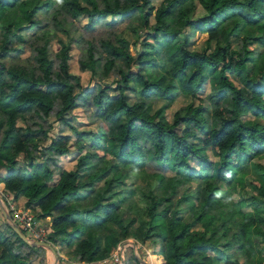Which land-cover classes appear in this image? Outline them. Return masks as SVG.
Instances as JSON below:
<instances>
[{"label":"trees","instance_id":"trees-1","mask_svg":"<svg viewBox=\"0 0 264 264\" xmlns=\"http://www.w3.org/2000/svg\"><path fill=\"white\" fill-rule=\"evenodd\" d=\"M153 1L0 0V18L4 8L14 5L0 30V183L13 203L24 197V207L34 209L38 219L49 217L47 241L71 248L69 256L79 262L111 254L120 240L133 236L141 243L157 244L153 253L162 255L165 264H264L255 261L258 254L264 255V163L256 162L259 171L252 167L255 176L248 175L244 164L264 156V70L258 71L264 55V0H161L156 6ZM20 2H32L33 7L22 11ZM196 3L204 11L198 18L191 15ZM78 14L87 18L83 26L74 22ZM108 15L126 20L136 39L145 28L136 55L129 50L125 31L105 30L93 37L83 30L108 24ZM16 20L21 24L12 32L10 24ZM69 29L81 35L66 42L60 39L59 50L50 57L49 43L56 31ZM250 29L255 30L252 48L247 47ZM196 32L205 33L203 45L188 48ZM239 41L242 47L235 49L232 44ZM73 42L82 43L81 71L90 70L103 80L119 60L126 70L119 71V95L100 88L94 98L106 124L90 144L97 150L88 149L74 168L63 169L60 159L69 152L70 136L52 138L44 149L52 154L42 158L39 134L46 132L43 125L35 129L31 122L34 115L53 111L62 119L78 106L80 76L69 73L67 62ZM163 44L169 45L172 64L158 77H148L144 71L156 61L152 63L147 53L161 54ZM26 47L30 63L5 64L2 58ZM237 76L242 85L233 81ZM131 78L139 80L142 89L140 94L133 91L135 99L128 103L123 91L131 89ZM208 80L215 83L209 96L212 104L180 106L171 121L160 114L178 96L201 100L197 93ZM157 100L163 106L150 113L148 106ZM247 114L254 118H245ZM18 119L27 124L19 125ZM102 140L110 141L111 160L98 152ZM145 161L156 169V186L127 182L140 176ZM165 166L174 171L169 176L174 183L164 193L171 182ZM110 170L113 174H105ZM124 180L127 186L117 190L115 183ZM181 180L196 185L176 198ZM237 185L254 187L259 195H240ZM134 191H139L141 203L130 198ZM44 250L29 245L0 221V264H33L32 255Z\"/></svg>","mask_w":264,"mask_h":264},{"label":"rangeland","instance_id":"rangeland-1","mask_svg":"<svg viewBox=\"0 0 264 264\" xmlns=\"http://www.w3.org/2000/svg\"><path fill=\"white\" fill-rule=\"evenodd\" d=\"M161 0H154L153 3L154 5H158V3ZM196 7L194 9V11L192 12V17L194 18H198L201 17L204 14L203 9L201 8V6L196 3ZM20 9L22 11H25L28 7L32 8L33 7V3L32 2H28V3H23L20 2L19 4ZM14 9V5L12 6H7L6 8H4L2 10V16L0 18V30H2L4 28L5 25V21L7 20V15H11L12 11ZM176 11H174V15H176ZM47 18H50V15L47 16ZM108 24H105L103 22L97 24L93 29H90L91 31H86L85 29H83L86 33L91 32V36L95 37L97 36L98 33H102L104 34L105 30L108 31H113V32H120L122 33L123 31H125V36L128 38V40H130V45H129V50L133 55H136L138 53V51L142 48L141 47V39L142 35L145 34L144 31V27H142L138 33L140 34L139 39H136V35H132L129 33V26L128 23H126V20H122L120 19L118 16H113V15H108L106 17ZM74 22L76 24H79L80 26H83L86 22H87V18L84 16V14H78L75 16L74 18ZM44 23V22H42ZM41 23V24H42ZM18 24H21V21H14L10 24V30L13 32L17 27ZM70 24V23H69ZM73 26V25H71ZM7 27V25H6ZM31 31L28 32V34H30ZM250 33V37L252 39L251 42H247L248 48H252L254 47L255 40L253 39L255 30L254 29H250L249 30ZM80 34L79 30H73V29H69L67 30V32H63L62 30L56 31V35L55 37L50 41L49 43V54L50 57H55V53H57V51L60 48V43L59 40L61 39L62 41L66 42L68 41L71 37L78 39ZM81 35V34H80ZM5 37V36H4ZM85 37L83 36V39ZM205 38V33H198L196 32V34L193 36V38L191 39V43L189 44L188 48L191 49H200L203 45V40ZM231 38H233V36H231ZM242 39V37H241ZM137 40V41H136ZM94 42H97L98 40H93ZM136 41V42H135ZM154 43L153 39L148 40ZM3 39H1L0 36V50H1V45H2ZM243 42L239 41V42H233L232 46L235 49H240L242 47ZM11 45V44H10ZM12 46V45H11ZM82 46V43L78 44V43H72L71 44V48H70V52H69V57L67 59L68 62V71L70 74H74V75H79L80 76V81L78 82V88L75 90L77 93V105L74 109L71 110V113L69 114H65L63 115V118L60 119L56 114L55 111H53L50 115L48 116H44V117H40L37 115L33 116L32 122H31V126H33L35 129H38L39 125H43V128L45 130V135L40 133V141L38 142V150L40 151V155L42 158H44L45 154L49 153V152H44L45 147L48 145V143L50 142V140L54 137H57L59 134H68L70 136V141H69V152L65 155L61 156L60 159V166L63 169H71L74 168V165L78 159V157L85 153L88 149H92L93 151L97 150L96 148H91L90 144L92 143V141H95V137L94 134H98V132L100 130H104L106 127V124L104 122L103 116L101 115L100 111L98 110V107L95 105L94 102V98L95 96L98 94L99 89L100 88H104L105 91L110 95V96H117L121 93L120 90H118L116 88V82L119 81V79L121 78L119 71L126 70L125 64L123 61L119 60V62H117V67L112 70L108 76L104 77L103 80L92 76L91 71L90 70H84L81 71L79 69V51L80 48ZM261 49L262 46H259ZM160 50L162 51L161 54H156L153 50H151L150 52L147 53V57L150 58L152 60V63H154L156 61L155 64H151V68L145 70L144 72L148 73V77H158L162 72L167 71L171 64H172V59L169 56V45L168 44H163V46L160 48ZM16 52V53H14ZM30 54V50L29 48H25L24 51H13L12 53H9L7 56H5L3 59V61L5 62V64L7 66L11 65V64H17V65H27L28 63H30V59H28V55ZM132 71H135L136 69L134 67H131ZM264 70V55L262 57H260L259 59V67H258V71L261 73ZM101 80V81H99ZM233 81L235 82V84L237 85H242L243 83L241 81H239V76L234 77ZM215 84V83H214ZM212 85V81L208 80L203 84V88L197 93L198 96L202 97L201 100H198L196 98H192L190 96H178L169 107H165L161 110L160 114L164 113L165 117L167 120L171 121L173 113L175 110H177L180 106H184L186 104H193L196 105L197 103H199L200 105H210L212 104V100L209 99V96L213 93V86ZM129 86L131 87V89H126L123 91V93L125 94L126 97V101L128 103H133L134 98V92L140 94L141 93V89L142 86L140 84V81L135 79V78H131L129 80ZM211 92V93H210ZM210 93V94H209ZM163 106V101H154L152 104L150 103V105L148 107H150L149 112L150 113H155L158 109H160ZM214 107V106H213ZM245 118H249V119H253L254 116L247 114L245 116ZM65 120L68 123H71L75 126L78 127L79 131H82L83 134L82 135H78L75 131H73L69 124H66ZM18 124L19 125H26V121H23L22 119H18ZM78 137V138H77ZM101 145L98 144L99 149L98 152L100 154L105 153L104 157L107 160H111L110 158L114 156L113 152L110 151L111 150V145H110V141L108 140H102ZM90 146V147H89ZM49 154H52L51 152ZM209 155L212 159H217V157L215 155H213L211 152H209ZM42 159L39 157V161H41ZM260 161L262 163H264V156L262 158H254V160L252 162H250L249 164L244 161V164L246 165V168L249 172L248 175H252L255 176V170L252 168L254 167L257 171H259V169H257L256 167V162ZM142 164L145 166V170L142 171L140 173V176L137 178H129L126 179L127 182H131L134 185L137 184H144V183H150L153 184L154 186H156L157 181H156V169H154L151 166V163L149 161H145L142 162ZM157 165V164H155ZM164 166V165H163ZM163 172L166 174V178L168 179L167 181L171 182L169 184H165L164 188V193L167 192L168 190H170L169 188L171 187V184L174 183V177H169L171 176L174 171L169 169V168H163ZM108 176L113 174L112 170L108 171V173H105ZM168 176V177H167ZM57 179V175H54V180L55 181ZM132 179V180H131ZM103 180L100 181L99 184H101ZM97 185V184H96ZM196 183L192 182V181H186V180H181L180 183H178L177 188H176V198L177 197H181L183 195V193H186L187 191L192 190L195 187ZM223 185V183H222ZM125 186H127V184L125 183V180L123 181V183L121 182H116L114 187H116L117 190L119 189H123L125 188ZM237 190H240V195H245V192L248 191L251 193H255L256 195H259V193L257 192L256 188L254 187H250V186H245L243 189H240V186L237 185ZM5 191L3 190V193ZM0 192V197H1V205H3V207L8 211V207H9V197H6L5 194H3ZM169 195H171V197H173V194H171V192H169ZM139 196V191H134L132 193V199L136 200L137 202L141 203L138 199ZM247 196V195H246ZM251 195H248V197ZM120 198L122 197V194H120L119 196ZM234 197L238 198L239 197V193H234ZM246 197L247 199H250ZM24 201L25 199L23 197H20L18 199L17 202V206L19 207H24ZM259 208L261 209L263 207V204H259ZM248 209V208H246ZM30 211L35 215L36 211L32 208H30ZM126 215V213H125ZM184 215H186L185 219H189L190 216H187L188 213L187 211H185ZM49 217L41 219L44 223H46L49 226ZM187 219V220H188ZM0 221L1 223L4 225V223L7 221L5 220L1 207H0ZM8 224V223H7ZM194 228V227H193ZM50 230V228H49ZM26 232V231H25ZM109 230H106L105 233H108ZM130 242H133L134 245L132 246L130 244ZM124 243V246L122 248V250L120 251L121 245ZM53 244V243H52ZM53 247L55 248V250H57V252H59L60 255H58V259H55L54 254L52 253V251L50 249H45L42 253H39V255H32L33 257V264H38L39 260L41 264H82L85 262H79L78 260H76L75 258H72L71 256H69L68 251H71V248L66 247L64 245H58V244H53ZM104 247V246H103ZM158 247V245L154 244L153 242H145V243H141L139 241H137L133 236H129L127 238H125L124 240H120L115 246L114 249L112 251L111 254H103L101 257H98L97 260H95L94 262L88 263V264H165L166 261L163 258L162 255L157 254V253H153L155 254V257H153V260L149 259V254L154 252L152 250L156 249ZM261 251V250H260ZM58 254V253H57ZM264 254V252H263ZM136 256L141 257L144 262H140ZM122 257L124 262L122 261ZM255 261L258 262L257 259L262 260L264 262V255L262 254H258V256L255 257ZM257 264V263H254Z\"/></svg>","mask_w":264,"mask_h":264},{"label":"built area","instance_id":"built-area-1","mask_svg":"<svg viewBox=\"0 0 264 264\" xmlns=\"http://www.w3.org/2000/svg\"><path fill=\"white\" fill-rule=\"evenodd\" d=\"M8 197V196H6ZM9 211L14 221L24 231L27 238L32 240L47 241L49 226L41 219H38L28 208L19 207L9 198ZM26 231V232H25Z\"/></svg>","mask_w":264,"mask_h":264},{"label":"water","instance_id":"water-1","mask_svg":"<svg viewBox=\"0 0 264 264\" xmlns=\"http://www.w3.org/2000/svg\"><path fill=\"white\" fill-rule=\"evenodd\" d=\"M0 201H1V197H0ZM0 207H1V210H2V213H3V216H4L5 220L7 221L9 227H11L13 229V231L16 234L19 235V237H21L25 242H27L31 246H41V247H45L47 249H50L52 251V253L54 254V256H55V259L56 260L58 259L57 251L55 250V248L53 247V245L50 242L43 241V240H32V241H30L27 238V236L23 233V231L19 227V225L14 221V219L12 218L10 213L3 207V205H1V203H0ZM130 244L132 246L134 245L133 242H130ZM123 246H124V243L121 245L120 251L122 250ZM136 258L140 262H144L145 263V261L141 257L136 256ZM122 261L124 262L123 257H122ZM82 264H88V263H82Z\"/></svg>","mask_w":264,"mask_h":264},{"label":"crops","instance_id":"crops-1","mask_svg":"<svg viewBox=\"0 0 264 264\" xmlns=\"http://www.w3.org/2000/svg\"><path fill=\"white\" fill-rule=\"evenodd\" d=\"M181 96H183V95H181ZM3 190H4V185H3V183H0V192L3 193ZM4 191H5V190H4ZM3 194H5V195L7 196V193H6V192H4ZM23 198H24V197H23ZM43 221H44V220H43ZM44 222H45V221H44ZM43 248H45V247H43ZM45 249H47V248H45ZM47 250H48V249H47ZM56 251H57V250H56ZM152 251H153V250H152ZM58 255H60L59 252H58ZM149 256H150L149 259H150V260H151V259L153 260V257H155V254H153V252H152V253L149 254ZM155 258H156V257H155Z\"/></svg>","mask_w":264,"mask_h":264},{"label":"clouds","instance_id":"clouds-1","mask_svg":"<svg viewBox=\"0 0 264 264\" xmlns=\"http://www.w3.org/2000/svg\"><path fill=\"white\" fill-rule=\"evenodd\" d=\"M10 213V212H9ZM11 215V214H10Z\"/></svg>","mask_w":264,"mask_h":264}]
</instances>
